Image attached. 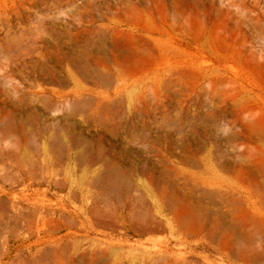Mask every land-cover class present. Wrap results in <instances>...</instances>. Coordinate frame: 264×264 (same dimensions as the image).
Returning a JSON list of instances; mask_svg holds the SVG:
<instances>
[{
	"label": "rangeland",
	"instance_id": "1",
	"mask_svg": "<svg viewBox=\"0 0 264 264\" xmlns=\"http://www.w3.org/2000/svg\"><path fill=\"white\" fill-rule=\"evenodd\" d=\"M262 227L264 0H0V264H264Z\"/></svg>",
	"mask_w": 264,
	"mask_h": 264
},
{
	"label": "bare ground",
	"instance_id": "2",
	"mask_svg": "<svg viewBox=\"0 0 264 264\" xmlns=\"http://www.w3.org/2000/svg\"><path fill=\"white\" fill-rule=\"evenodd\" d=\"M134 42H137V41H134ZM133 44V43H132ZM137 46H138V44H140V43H135ZM141 45V44H140ZM117 47H118V45H117ZM120 47V46H119ZM136 47V46H135ZM139 47V46H138ZM141 47V46H140ZM134 48V47H133ZM116 49V48H115ZM119 49H121V48H119ZM124 49V48H123ZM136 49V48H135ZM122 50V49H121ZM128 50V49H127ZM122 51H124V50H122ZM131 51H132V49H131ZM130 51V52H131ZM144 51V50H143ZM134 52V51H133ZM133 52H131V53H129V55L131 54V55H133V56H135L134 54H133ZM115 53V52H114ZM121 53V52H120ZM140 53V52H139ZM119 54V53H118ZM122 54H123V52H122ZM136 54V53H135ZM138 55V54H137ZM140 56H141V54H140ZM124 57H126V56H124ZM132 57V56H131ZM137 57V56H136ZM129 58H130V56H129ZM127 59V58H126ZM125 59V60H126ZM136 59V58H135ZM129 60H131V59H129ZM133 60H134V57H133ZM128 61V60H127ZM118 63H122V62H118ZM77 65V64H76ZM79 66V65H78ZM208 73V72H207ZM100 154V153H99ZM98 154V155H99ZM79 157V156H78ZM97 157V156H96ZM82 158V157H81ZM80 158V159H81ZM93 159V158H92ZM242 160H243V157H242ZM92 162V161H91ZM109 162V161H108ZM106 164V163H105ZM114 164V163H113ZM115 165H117V164H115ZM235 165V164H234ZM236 166V165H235ZM243 167H244V165H243ZM242 168V167H241ZM116 169V167L114 166V165H112V163L111 164H109V165H107V167H106V169H105V173H106V175H107V177H111V185H113V186H116L117 185V183H118V179H120L121 177H119L120 176V174H119V176H118V174L116 173V171L117 170H115ZM120 170V169H119ZM119 170H118V173H119ZM230 170V169H229ZM245 171V170H244ZM22 172V171H21ZM35 172V171H34ZM33 171H24V174H22L20 177H18L17 178V180L16 181H13L11 184H15V183H17V184H22V185H24V187L26 188V189H28V188H30L31 186H35V184L38 182V177H36V175H35V173H34ZM52 172V171H51ZM104 171H102V173H103ZM115 172V173H114ZM234 172V171H233ZM19 173H20V170H19ZM18 173V174H19ZM121 173V172H120ZM115 174V177L113 176ZM234 174V173H233ZM241 175H242V172L240 173ZM58 175H59V173H58ZM122 175V174H121ZM123 176V175H122ZM58 177V176H57ZM43 178V177H42ZM100 178V177H99ZM254 178H256V175H255V177ZM10 180V179H9ZM125 180V179H124ZM255 180V179H254ZM6 181V180H5ZM47 181H48V185H51V184H55V185H57V186H63L64 187V182L63 181H61L60 179H59V177L58 178H54V175H49V178L47 179ZM94 181V180H93ZM119 181H121V179L119 180ZM7 182H11V180L10 181H7ZM63 182V183H62ZM39 183V182H38ZM11 184H10V186H11ZM160 184V183H159ZM169 184V183H168ZM164 185V184H163ZM172 185H174V184H172ZM14 186V185H13ZM10 188V187H9ZM61 188V187H60ZM116 188V187H115ZM114 188V189H115ZM167 188V187H166ZM172 188V187H171ZM170 188V189H171ZM176 188V187H175ZM6 189H8V188H6ZM31 189H33V188H31ZM118 189V188H117ZM39 188H35L34 189V191H35V193H39ZM116 190V189H115ZM6 191V190H5ZM109 191V190H108ZM107 191V192H108ZM168 191H169V189H168ZM171 191H173V189L171 190ZM131 192H132V190H131ZM105 193V192H104ZM175 193V192H174ZM176 193H177V191H176ZM175 193V194H176ZM204 193H206V192H204ZM16 194V193H15ZM34 193H31V194H23L22 196H21V199L22 200H24V201H27V202H30L31 200H32V195H33ZM187 194V193H186ZM199 194V193H198ZM203 194V193H202ZM134 195V194H133ZM132 195V196H133ZM172 195V194H171ZM170 195V196H171ZM179 195H181V194H179ZM189 195V194H188ZM187 195V196H188ZM182 196H185L186 197V195H182ZM201 196V195H200ZM181 197V196H180ZM179 197V198H180ZM184 197V198H185ZM198 197H199V195H198ZM16 198V197H15ZM109 198V197H108ZM138 198V197H137ZM169 198V197H168ZM175 198H177V197H175ZM174 198V199H175ZM200 198V197H199ZM204 198V197H203ZM99 199V198H98ZM167 199V198H166ZM170 199H172V197H170ZM192 199H193V197H192ZM198 199V198H197ZM18 200V199H17ZM129 200H132L131 198L129 199ZM138 200V199H137ZM143 200H144V198H143ZM168 200V199H167ZM166 200V201H167ZM177 200V199H176ZM186 200V199H185ZM196 200V199H195ZM199 200H202V199H199ZM19 201V200H18ZM17 201V202H18ZM124 201V200H123ZM141 201V200H140ZM183 201V200H182ZM188 201V200H187ZM193 201H194V199H193ZM193 201H191V202H193ZM204 201V200H203ZM21 202V201H20ZM26 202V203H27ZM122 202V201H121ZM137 202V201H136ZM170 202V201H169ZM189 202V201H188ZM195 202V201H194ZM138 203V202H137ZM181 203V202H180ZM182 203H184V202H182ZM187 203V202H186ZM185 203V204H186ZM190 203V202H189ZM22 204V203H21ZM188 204V203H187ZM204 204V203H203ZM16 205V204H15ZM23 205V204H22ZM32 205V204H31ZM30 205V206H31ZM33 208L31 207L30 208V210L31 209H33V212H28L29 211V207L27 208V211H25L27 214H25V215H27V218H29V219H32L31 218V216H33L32 214H34L35 213V215L37 214L38 215V213L40 212L41 213V208L43 207H41V204H39V203H37V202H33ZM129 205V204H128ZM139 205V204H138ZM182 205V204H181ZM192 205V204H191ZM194 205V204H193ZM192 205V206H193ZM24 206V205H23ZM143 206V205H142ZM170 206H172L171 204H170ZM202 206V205H201ZM27 207V206H26ZM144 207V206H143ZM182 207V206H181ZM196 207V206H195ZM138 208H140L139 206H138ZM193 208V207H192ZM140 209H143L142 207L140 208ZM202 209V208H201ZM129 209H127V211H128ZM139 210V209H138ZM209 210V209H208ZM207 209H206V211H208ZM32 211V210H31ZM186 211V210H185ZM189 211H192V210H190V208H189ZM138 212V211H137ZM143 212V211H142ZM142 212H141V214H142ZM144 212H145V210H144ZM151 212V211H150ZM176 212H177V210H176ZM193 212V211H192ZM32 213V214H31ZM49 213V212H48ZM146 213V212H145ZM144 213V214H145ZM195 213V212H194ZM140 214V215H141ZM177 214H179V212H177ZM193 214V213H192ZM197 213H195L194 214V216L196 215ZM24 215V216H25ZM147 216L149 215V214H146ZM180 215V214H179ZM178 215V216H179ZM182 215H183V213H182ZM204 215V214H203ZM220 215V214H219ZM39 216V215H38ZM135 216V215H134ZM144 216V215H143ZM150 216V215H149ZM156 216V215H155ZM155 216H152L151 218L149 217V219L150 220H146L144 223H143V225L142 224H140V226H137V225H135L132 221H129L128 219H127V216L126 217H124V223H126L127 224V226L129 227V229H133L134 231H136V232H141V233H147V232H151V231H157V230H160L161 228L163 229V226H164V224H163V220L161 221V220H159L160 218H158V217H155ZM188 216H189V214H188ZM193 216V215H192ZM197 216V215H196ZM222 216H223V214H222ZM137 217V216H136ZM34 218V217H33ZM146 218V217H145ZM29 219H27V220H29ZM136 219V218H135ZM138 219H139V215H138ZM147 219V218H146ZM184 219V218H183ZM183 219L181 220L182 222L181 223H183ZM196 219V218H195ZM194 219V221H196ZM223 219V218H222ZM25 220V219H24ZM137 220V219H136ZM26 221V220H25ZM30 221V220H29ZM32 221H34V220H32ZM134 221V220H133ZM143 221H144V218H143ZM32 223V222H31ZM123 223V224H124ZM186 223V222H185ZM184 223V224H185ZM193 223V222H192ZM181 224V225H183L184 226V228L186 227V225L187 224ZM236 224V223H235ZM30 225V224H29ZM28 225V226H29ZM227 225V224H226ZM32 226V225H31ZM220 226H222V225H220ZM228 226V225H227ZM233 226V225H232ZM187 228V227H186ZM263 228V227H262ZM213 229V228H212ZM224 229V228H223ZM230 229V228H229ZM228 229V230H229ZM232 229V228H231ZM230 229V230H231ZM234 229H236V227L235 228H233V231H235ZM264 229V228H263ZM133 231V232H134ZM219 231V230H218ZM31 232H33V231H31ZM229 232H231V231H229ZM234 233V232H233ZM255 233V232H254ZM247 234V233H246ZM263 235V234H262ZM246 236V235H245ZM247 237V236H246ZM250 240H251V238H250ZM233 241V240H232ZM234 242V241H233ZM232 242V243H233ZM254 244V243H253ZM252 247H253V245H252ZM256 248V247H255ZM253 251H255V250H253ZM174 255V254H173ZM258 255V254H257ZM260 255V254H259ZM160 256H162V255H160ZM249 256V255H248ZM163 258H164V255L162 256ZM161 257V258H162ZM175 257V256H174ZM157 258V257H156ZM165 258H167V255H166V257ZM161 260V259H160ZM261 260V259H260ZM157 261V260H156ZM170 261H171V259H170ZM187 263V262H186ZM166 264V263H165Z\"/></svg>",
	"mask_w": 264,
	"mask_h": 264
}]
</instances>
